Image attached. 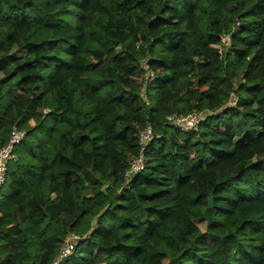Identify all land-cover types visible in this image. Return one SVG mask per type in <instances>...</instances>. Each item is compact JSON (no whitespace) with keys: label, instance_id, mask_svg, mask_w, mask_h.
Here are the masks:
<instances>
[{"label":"trees","instance_id":"1","mask_svg":"<svg viewBox=\"0 0 264 264\" xmlns=\"http://www.w3.org/2000/svg\"><path fill=\"white\" fill-rule=\"evenodd\" d=\"M14 127L0 264H264V0H0Z\"/></svg>","mask_w":264,"mask_h":264},{"label":"built area","instance_id":"2","mask_svg":"<svg viewBox=\"0 0 264 264\" xmlns=\"http://www.w3.org/2000/svg\"><path fill=\"white\" fill-rule=\"evenodd\" d=\"M224 42L229 41L228 37L223 38ZM153 74L146 75V82L152 81ZM145 98V97H144ZM203 120V115L199 112H193L189 115L177 114L167 117V121L175 127L180 128L183 132L197 131ZM25 133L14 127L11 131L8 144L0 149V191L3 189L6 183V177L8 173L9 165L18 160L16 155V148L23 142ZM139 145L141 147L140 154L137 158L133 159L130 163L125 177L127 181H131L135 176L140 174L145 168V152L146 149L153 143L155 136L153 128L148 125L143 131L137 135ZM80 237L74 233H70L66 238L60 253L53 264H61L65 259L70 257L75 251Z\"/></svg>","mask_w":264,"mask_h":264},{"label":"rangeland","instance_id":"3","mask_svg":"<svg viewBox=\"0 0 264 264\" xmlns=\"http://www.w3.org/2000/svg\"><path fill=\"white\" fill-rule=\"evenodd\" d=\"M25 54H26V50H21V51H19V53H18L19 56H24ZM234 104H235V100H231L229 106H233ZM196 223H197V225L199 226V228H200L203 232L206 230L207 225H206L205 222H199V221H197Z\"/></svg>","mask_w":264,"mask_h":264},{"label":"water","instance_id":"4","mask_svg":"<svg viewBox=\"0 0 264 264\" xmlns=\"http://www.w3.org/2000/svg\"><path fill=\"white\" fill-rule=\"evenodd\" d=\"M210 202H211V207H213L214 206L213 198H211Z\"/></svg>","mask_w":264,"mask_h":264}]
</instances>
